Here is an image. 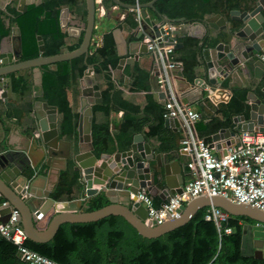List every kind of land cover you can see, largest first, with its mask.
<instances>
[{"label": "water", "instance_id": "obj_1", "mask_svg": "<svg viewBox=\"0 0 264 264\" xmlns=\"http://www.w3.org/2000/svg\"><path fill=\"white\" fill-rule=\"evenodd\" d=\"M155 1L138 5L143 26L150 29L154 36H162L163 40L172 42L179 35V30H168V34H165L163 26L171 28L173 21L158 14L161 22H154L144 10L147 7L153 8ZM112 2L131 10L136 7L135 4H126L121 0ZM19 4L18 10L21 11L23 0H20ZM84 10L86 18L82 28L70 25L67 8L60 12V25L67 29L70 36H79L83 30L80 45L69 52L43 56L45 47L42 37L38 35L39 56L22 60L21 33L19 28L16 29L18 49L7 56L0 52V89L3 103L9 104V100L16 99L10 86V78L7 77L10 73L36 69L43 65H49L54 70L57 62L70 61L79 56H84L86 62L95 29L96 0H85ZM230 17L228 21L218 14L198 20L206 31L200 40V56L196 65L200 74L192 83L193 87L199 88L198 99H204L208 106L217 109L215 103L207 100L203 90L208 88L213 92L224 87L225 81L234 75L245 77L242 87L245 97L240 100L239 111L232 118L234 127L220 128L210 137L215 147L222 150V155L226 154V148L235 141L240 132H264V62L259 57L264 53V0H251V7L244 11L231 10ZM112 35L119 57L116 68L122 70L126 64L133 65L138 61L139 53L146 55L152 61L150 84L155 91L165 96L159 89L157 77L152 71L155 68V55L152 50L148 49L142 40L127 44L118 29L114 30ZM137 45L138 51L133 50ZM174 45L175 49L182 47L178 42ZM96 84L93 67L88 66L80 79V114L75 142L59 138L56 107L45 102H36V106L40 105L46 110V115L42 117L31 113V117L37 120L34 124L36 129L27 135L33 139L35 148L39 150L37 163L30 161L25 148L21 150L11 148L0 152V195L8 202L5 207L0 204V223L8 220L12 208L16 209L27 239L44 243L55 236L63 223H87L116 215L123 217L139 235L152 239L186 224L199 209L216 207L230 216H242L253 223L242 226L241 253L257 259L264 258V211L249 204L236 203L222 196L202 195L182 204L178 209V215L173 219L158 225L146 222V208L133 201L132 195L140 189H145L163 202L168 201L174 194L182 191L184 176L188 170L179 156L153 149L151 141H146L141 134L133 135L127 149L116 147L113 153L96 155L91 136L92 106L96 99L101 97V92L94 88ZM164 123L173 132L182 129L178 119L164 118ZM35 132L38 134L37 137H34ZM69 161L73 162L74 169L79 173L77 188L78 186L83 188L85 204L91 198L105 197L108 200L107 205L88 212L56 210V201L50 195L55 190L60 171L66 170ZM56 165L60 166L57 168ZM42 166L48 168L47 175L37 174ZM54 168L55 172L50 174L49 171L52 172ZM38 179L49 183L48 190L41 194H38L35 188ZM49 214L46 223L40 225L42 217ZM16 256L25 261L18 252Z\"/></svg>", "mask_w": 264, "mask_h": 264}, {"label": "trees", "instance_id": "obj_2", "mask_svg": "<svg viewBox=\"0 0 264 264\" xmlns=\"http://www.w3.org/2000/svg\"><path fill=\"white\" fill-rule=\"evenodd\" d=\"M43 1L44 6L29 5L23 14L15 11L17 0L9 5V11L13 16L10 18V25H16L21 33L22 60L39 56L38 35L42 37L45 47L43 56L72 51L82 41L83 30L79 36H68L67 29L61 27L60 12L67 8L69 19H77L84 25L86 12L84 10L80 14L78 11L84 7L85 0ZM121 1L134 4V0ZM150 1L139 0V4ZM187 1L189 0H182L176 4L171 0H157L155 2L156 11L170 18L189 15L192 20L206 19L220 14L230 21L231 10L244 11L251 7V0H201V5L197 7L191 6V2ZM137 26L135 12L131 10L125 16L124 27L135 29ZM143 28L151 32L150 29L144 26ZM5 32L4 14L0 12V36ZM95 33L93 31V35ZM133 39L141 40L142 34L137 33ZM186 43L187 47L182 49L185 53L193 52L194 54L197 50L200 53L199 41L186 38ZM194 57L191 56L188 61L185 58L176 60L186 61L189 65H193ZM118 60L115 41L112 33L109 32L103 37L100 45L92 42L86 62L84 56H79L70 61L57 62L54 70L49 65L38 67L40 78L36 92H41V95L36 94L32 97L36 88L32 81L33 69L8 74L7 77L10 78V86L16 96L15 102L18 106L9 109L5 108L1 102L2 136L7 132L12 119L18 123L24 122L28 131H35L34 122H31L32 117L29 114L35 101L54 104L65 109L69 105L71 92L75 99L79 97L80 79L87 67L92 66L94 75L103 74L106 82L105 89L101 90V97L96 99V103L92 106L91 136L94 153L96 155L113 153L116 147L122 150L127 149L134 135L133 131L143 130L147 123L142 118L133 117L134 114H130V110L127 109L118 123L110 118L112 112L124 108L111 104L110 98V92L113 89L110 70L116 68ZM138 73L141 77L146 76V72L142 70ZM244 97V91L232 89V98L229 101L234 106L232 111H239V102ZM163 120L161 113L157 123L162 124ZM201 124L198 122L197 128L204 125L201 126ZM64 138L71 140L73 135L70 132L64 135ZM2 148L0 144V151ZM78 178V171L74 169L73 162L69 161L66 170L60 172L58 183L52 193L54 199L58 200L63 193L71 194L77 189ZM153 202L156 206L159 205L154 198ZM107 204L108 200L105 197H94L89 199L81 210L83 212L93 211ZM208 210L209 207L199 209L189 222L158 238H144L123 217L109 215L93 222L63 223L48 242L36 243L26 239L25 246L60 264H264V258L257 259L241 253L242 226L243 222L248 219L229 215L223 227H231L232 232L219 238L214 222L205 219ZM16 254V246L0 236V264H29L19 259Z\"/></svg>", "mask_w": 264, "mask_h": 264}, {"label": "crops", "instance_id": "obj_3", "mask_svg": "<svg viewBox=\"0 0 264 264\" xmlns=\"http://www.w3.org/2000/svg\"><path fill=\"white\" fill-rule=\"evenodd\" d=\"M14 0H0V12L4 14V26L6 28V32L0 36V52L4 54L11 55L16 49H18V41L16 39V29L18 28L16 25H10V18H13L12 13L9 11V5ZM152 1V0H151ZM150 1V2H151ZM157 1V0H156ZM155 1V2H156ZM173 3H178L182 0H171ZM24 5L21 11L18 10L20 0H17V6L15 7V11L23 14L26 8L29 5L34 6H44L45 2L43 0H23ZM154 2V7H147L144 10L147 13V16L154 22H161L159 13L156 11ZM187 2H191V6L197 7L201 5V0H189ZM149 3V2H147ZM141 3V4H147ZM236 10V9H234ZM238 10V9H237ZM84 11V7L81 8L78 13L82 14ZM131 9L123 8L116 5L112 0H96V20H95V29L96 32L93 35L92 42L96 45H100L103 37L114 30L118 29L120 31V36L124 39L127 44H131L133 42H137L134 40V36L137 35L136 28L129 29L128 27H124V19L125 16ZM188 13L190 14L189 10ZM162 18L167 20H172V30H179V35L176 38V41L182 44L181 48H178L174 52V58L177 60H182L185 58L187 61L194 57L195 63L193 65H189L186 61L181 62V66L176 70L175 76V84L176 89L179 92L180 97L183 101L191 105L195 110L200 113V119L195 123V129L198 135L204 138L213 148V153L217 156L222 155V150L216 148L214 143L211 141L210 137L212 134L217 132L220 128H233L234 124L232 122L233 116L237 114V111H232L234 107L229 102L219 103L217 104V109H214L208 106L204 99H198L199 88L193 87V82L199 77V72L197 66L198 57L200 53L198 50L196 53H185L182 49L187 47L186 38H194L197 41L201 42L202 38L205 35V28L202 23L198 20H192L189 15H181L173 18L167 17L165 15H161ZM210 17H214L213 15ZM70 25L83 27V24L77 20H70ZM167 26L164 25L163 28ZM68 34V31H67ZM68 36H70L68 34ZM114 38V37H113ZM14 39V40H13ZM130 40V41H129ZM116 46V45H115ZM139 46L133 47V50L138 51ZM198 49V48H197ZM193 58V57H192ZM152 67V61L147 58L146 55L139 53V59L133 65L126 64L122 70L117 68L110 70L112 76L113 89L110 92L111 104H114L116 107H124L123 109H118V111H114L111 113L110 118L113 122L118 123L121 120V116L123 112L127 109L130 110V114L133 117H137L138 119L142 118L146 121V125L143 130H134L133 134H141L146 141H151L153 149H158L163 153H174V155L179 156L180 161L184 164L185 168L188 170L187 157L180 152L179 149V140L182 137L181 131L173 132L171 128L165 126L164 120L162 124H159L160 115L163 112V107L165 103V96L161 92H157L154 90V87L150 84V69ZM146 72L145 77H141L138 71ZM93 69V78L97 80V84L94 87L95 89L101 92L102 89H105L106 82L104 81V75H94ZM202 76V75H200ZM140 77V79H139ZM40 78V70L38 68L33 69L32 71V81L33 85L36 86L33 96L36 94L41 95V92H36L38 89V83ZM245 77L242 75H234V77L228 79L224 83V88H227L231 94L232 98V89L242 90L243 83ZM142 84V86H140ZM99 86V88H97ZM144 86V87H143ZM80 90V83L78 86ZM209 90L205 88L203 93L206 95V91ZM80 92V91H79ZM156 94V96H154ZM80 96V93H79ZM16 100V99H15ZM231 100V99H230ZM35 101L32 107L31 113L38 114L39 117L46 115V110L38 105L36 106ZM46 103V102H45ZM48 104V103H47ZM5 108L13 109L17 108V104L13 100H9V104L3 103ZM50 106L56 107L57 112V127L59 132L60 139L64 138V135L70 133L73 135L71 141L77 139V123L78 117L80 114V104L79 97L75 99L73 93L71 92L69 95V105L62 109L54 104H48ZM68 115H70L68 117ZM67 116V117H66ZM33 119V121H32ZM31 122L34 124L37 123L36 118H32ZM30 120V117H29ZM24 121V120H23ZM198 122L204 124L201 128H197ZM68 124L70 125L68 127ZM26 124L24 122L18 123L15 119H12V123L5 134H3L2 128H0V144L2 145V150L0 152L8 151L9 149L21 150L25 148V153L31 162H36L39 159V150L35 148L33 144V139L28 138V134L31 133L26 129ZM160 127V129H159ZM71 129V130H70ZM150 132V134L148 133ZM153 132V133H152ZM37 132L34 133V137H37ZM69 140V139H66ZM75 142V141H74ZM9 145V147L7 146ZM170 159L173 158L170 156ZM60 165H56L58 168ZM55 172V168L52 172L49 171L50 174ZM61 172V171H60ZM48 168L42 166L37 174L47 175ZM191 172H188L184 176V182L191 179ZM59 180V179H58ZM58 183V181H57ZM57 185V184H56ZM55 185V187H56ZM49 183L46 180L38 179L35 185L36 192L38 194L43 193L45 190H48ZM93 188H98L97 186H93ZM83 188L78 186L77 189L73 190L71 194L63 193L60 195V198L54 199L55 197L50 195L56 202V210H81L85 204V200L83 199L84 194L82 193ZM75 191V192H74ZM151 195V194H150ZM28 196V195H26ZM154 201L159 205L163 203V201L158 196H153ZM4 200L0 197V201ZM6 201V200H5ZM1 204V203H0ZM1 208V207H0ZM50 214L42 217L39 221L40 225H44L48 220ZM20 259V258H19Z\"/></svg>", "mask_w": 264, "mask_h": 264}, {"label": "built area", "instance_id": "obj_4", "mask_svg": "<svg viewBox=\"0 0 264 264\" xmlns=\"http://www.w3.org/2000/svg\"><path fill=\"white\" fill-rule=\"evenodd\" d=\"M134 4L136 7L132 10L138 24L136 33L142 34V42L155 55V68L152 71L157 77L159 89L166 96L162 116L180 120L182 137L179 149L188 158L186 166L192 176L184 182L180 193L174 194L158 206L145 189L133 194V201L139 202L147 210L146 222L158 225L173 219L178 215L182 204L202 195L226 197L233 202L249 204L264 211V132L242 131L226 148L225 155H215L212 146L193 127L200 119V113L183 101L176 89V70L181 66V62L174 58V44L177 41L168 42L162 36L156 37L146 31L143 28L141 9L138 7L139 0H134ZM164 30L168 34L167 31H171L172 27ZM171 37L174 38L172 35ZM259 57L264 62V53ZM1 94L0 89V104L3 102ZM206 98L216 105L227 104L231 94L227 88L220 87L213 92L207 90ZM0 203L2 207L8 205L5 200ZM18 216V211L12 208L8 220L0 223V236L12 242L20 256L29 264H60L25 246L27 237ZM228 218V213L216 207H209L205 215L206 220L214 222L219 238L232 232L231 227H223Z\"/></svg>", "mask_w": 264, "mask_h": 264}, {"label": "flooded vegetation", "instance_id": "obj_5", "mask_svg": "<svg viewBox=\"0 0 264 264\" xmlns=\"http://www.w3.org/2000/svg\"><path fill=\"white\" fill-rule=\"evenodd\" d=\"M244 224H253V223H252L251 221H248V220H247V221H244V222H243V225H244Z\"/></svg>", "mask_w": 264, "mask_h": 264}]
</instances>
